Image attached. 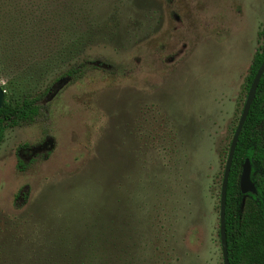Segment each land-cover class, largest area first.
I'll use <instances>...</instances> for the list:
<instances>
[{
  "label": "rangeland",
  "instance_id": "1",
  "mask_svg": "<svg viewBox=\"0 0 264 264\" xmlns=\"http://www.w3.org/2000/svg\"><path fill=\"white\" fill-rule=\"evenodd\" d=\"M263 24L264 0H0V86L50 88L0 145V264H57L93 239L109 264H223L220 192Z\"/></svg>",
  "mask_w": 264,
  "mask_h": 264
},
{
  "label": "trees",
  "instance_id": "2",
  "mask_svg": "<svg viewBox=\"0 0 264 264\" xmlns=\"http://www.w3.org/2000/svg\"><path fill=\"white\" fill-rule=\"evenodd\" d=\"M260 38L261 45L253 56L245 80L247 93L264 62V24ZM3 57L0 52V58ZM84 76L85 70L81 67H73L64 74L71 83H77ZM49 91L50 88H47L44 92H33L22 97L5 93V105L0 112V145L8 130L32 126L38 121L45 109L43 103ZM31 150L29 144L17 147L19 172L26 171L27 159L32 162ZM247 162L251 167V181L257 190L256 195H245L240 188ZM244 198H247L245 202ZM226 225L229 263L264 264V75L235 152L228 185ZM82 245L73 252V257L68 253L69 256L61 262L59 259L57 264H109L105 258H112L115 251L114 247L102 245L96 239Z\"/></svg>",
  "mask_w": 264,
  "mask_h": 264
},
{
  "label": "water",
  "instance_id": "3",
  "mask_svg": "<svg viewBox=\"0 0 264 264\" xmlns=\"http://www.w3.org/2000/svg\"><path fill=\"white\" fill-rule=\"evenodd\" d=\"M263 75H264V62L260 66L250 86V89L247 93L246 101H245L237 128L235 130L234 136L231 141L228 158H227L226 165H225L221 192H220V216H219V221H220L219 236H220L223 264H230L229 257H228L227 225H226L227 194H228L229 178H230L233 160H234L235 152L238 146L239 138L244 129L246 121L249 117L250 110L255 101L257 91H258ZM4 105H5V91L0 86V112L3 109ZM240 188H241L242 193L245 195L247 194L256 195L257 194V190L251 181V167L248 162L245 164L243 168Z\"/></svg>",
  "mask_w": 264,
  "mask_h": 264
},
{
  "label": "flooded vegetation",
  "instance_id": "4",
  "mask_svg": "<svg viewBox=\"0 0 264 264\" xmlns=\"http://www.w3.org/2000/svg\"><path fill=\"white\" fill-rule=\"evenodd\" d=\"M32 149V148H31ZM33 155V151L31 150V156ZM28 160V159H27ZM29 161V160H28Z\"/></svg>",
  "mask_w": 264,
  "mask_h": 264
}]
</instances>
